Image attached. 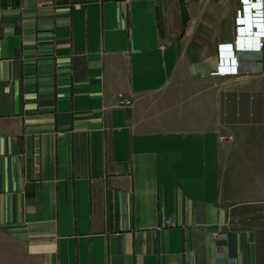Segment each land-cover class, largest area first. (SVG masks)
Listing matches in <instances>:
<instances>
[{"label":"crops","instance_id":"crops-1","mask_svg":"<svg viewBox=\"0 0 264 264\" xmlns=\"http://www.w3.org/2000/svg\"><path fill=\"white\" fill-rule=\"evenodd\" d=\"M237 8L0 0V264H264V47L219 66Z\"/></svg>","mask_w":264,"mask_h":264},{"label":"built area","instance_id":"built-area-1","mask_svg":"<svg viewBox=\"0 0 264 264\" xmlns=\"http://www.w3.org/2000/svg\"><path fill=\"white\" fill-rule=\"evenodd\" d=\"M264 47V0H238L234 15V33L231 49H221L219 66L227 74L236 73L242 54L260 53ZM132 101L117 95V105L130 106ZM232 136H220V143L232 141Z\"/></svg>","mask_w":264,"mask_h":264},{"label":"rangeland","instance_id":"rangeland-1","mask_svg":"<svg viewBox=\"0 0 264 264\" xmlns=\"http://www.w3.org/2000/svg\"><path fill=\"white\" fill-rule=\"evenodd\" d=\"M248 212H249V210H245V213H248ZM243 213H244V211H243ZM238 214H240V212H238ZM237 218L241 219V216L240 217H237ZM261 241H262L261 243L263 244L264 243V236L261 237Z\"/></svg>","mask_w":264,"mask_h":264}]
</instances>
